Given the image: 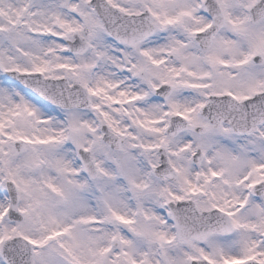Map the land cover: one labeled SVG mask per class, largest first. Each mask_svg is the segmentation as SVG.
<instances>
[{"label": "snow or ice", "instance_id": "1", "mask_svg": "<svg viewBox=\"0 0 264 264\" xmlns=\"http://www.w3.org/2000/svg\"><path fill=\"white\" fill-rule=\"evenodd\" d=\"M0 264H264V0H0Z\"/></svg>", "mask_w": 264, "mask_h": 264}]
</instances>
